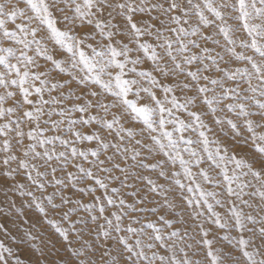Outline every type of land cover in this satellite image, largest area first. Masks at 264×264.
<instances>
[{
    "label": "snow or ice",
    "instance_id": "snow-or-ice-1",
    "mask_svg": "<svg viewBox=\"0 0 264 264\" xmlns=\"http://www.w3.org/2000/svg\"><path fill=\"white\" fill-rule=\"evenodd\" d=\"M0 264H264V0H0Z\"/></svg>",
    "mask_w": 264,
    "mask_h": 264
},
{
    "label": "rangeland",
    "instance_id": "rangeland-1",
    "mask_svg": "<svg viewBox=\"0 0 264 264\" xmlns=\"http://www.w3.org/2000/svg\"><path fill=\"white\" fill-rule=\"evenodd\" d=\"M7 243H11V241L9 240V241H7ZM23 258V257H22Z\"/></svg>",
    "mask_w": 264,
    "mask_h": 264
}]
</instances>
